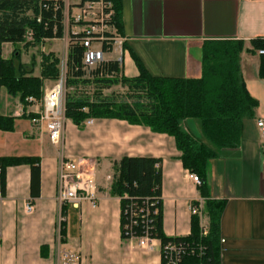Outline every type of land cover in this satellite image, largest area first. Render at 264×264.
Returning <instances> with one entry per match:
<instances>
[{"label": "crops", "instance_id": "crops-1", "mask_svg": "<svg viewBox=\"0 0 264 264\" xmlns=\"http://www.w3.org/2000/svg\"><path fill=\"white\" fill-rule=\"evenodd\" d=\"M62 1L64 37L54 40H62L64 50L65 39L73 35L70 14L77 12L82 0ZM120 3L119 34L127 39L121 74L128 78L138 77L139 61L154 76L200 79L207 42L246 43L240 68L247 91L258 103L256 115L244 121L239 146L209 162L206 186L208 198L224 204L220 219L221 264H264V157L257 128V120L264 118V56L253 52L250 44L252 40L264 39V0ZM49 41L53 40L45 43ZM6 46L13 48L8 56ZM15 47L10 43L3 45L4 60L19 55ZM44 55L47 54L43 49L39 75L34 63L21 64L34 77H40ZM106 57L108 61L117 59L116 54ZM54 83L44 82L42 96ZM27 110L18 96H11L0 86V116L14 120L13 131L0 130V158L40 160V182L35 187L30 167H10L6 171V192L0 201V264H56L59 151L45 131L33 126ZM185 127L199 135L195 122L188 121ZM65 138L66 156L97 163L98 205L92 208L83 203L79 208H65L62 245L77 252L80 264H162L161 244L145 250L136 240L122 238V203L111 195L107 176L114 174L113 163L124 157L161 160L164 234L168 238L189 236L190 207L202 201L204 209V199L200 188L187 177L189 171L183 166L174 138L114 119H93L83 128L68 120ZM28 203L35 208L32 214L26 211ZM203 223L209 224L205 213Z\"/></svg>", "mask_w": 264, "mask_h": 264}, {"label": "trees", "instance_id": "trees-1", "mask_svg": "<svg viewBox=\"0 0 264 264\" xmlns=\"http://www.w3.org/2000/svg\"><path fill=\"white\" fill-rule=\"evenodd\" d=\"M88 0H82L86 2ZM116 10L115 23L121 30V3L112 0ZM31 32L32 39L27 40ZM64 37V4L62 0H0V86L11 96L25 103L29 97H42L45 81H56L60 75L59 59L52 53L43 56L40 77H34L20 62V54L4 60L3 45L25 44V47ZM68 51L66 116L79 128L90 119H114L131 125L145 126L154 133L174 138L184 168L202 181L200 194L203 212L208 218V235L202 237L198 214H192L191 234L184 238H168L163 231L161 160L124 157L113 163L111 195L122 203V238L130 216L126 209L147 208L149 216L133 231L149 234L161 246L168 244L201 245L204 256L186 255L180 264H221L220 219L224 204L210 200L207 194L208 164L226 150L239 146L244 121L253 119L258 103L246 89L240 58L244 41H211L203 47L200 79L159 77L150 74L138 61L139 75L128 78L121 74L117 61H107L89 76L83 71L84 47L79 37L71 35ZM252 51L264 49V39L250 42ZM16 54V53H15ZM114 87L126 89L125 95L104 94ZM89 88L93 91L89 94ZM188 121L199 127L196 136L186 127ZM0 130L13 131V118L0 116ZM28 166L32 171V187L40 182V160L35 157L0 158V186L6 192V171L10 167ZM199 203H194L198 206ZM63 207V214L65 212ZM138 208V209H139ZM64 223L61 235L63 236ZM163 264V262H162Z\"/></svg>", "mask_w": 264, "mask_h": 264}, {"label": "built area", "instance_id": "built-area-1", "mask_svg": "<svg viewBox=\"0 0 264 264\" xmlns=\"http://www.w3.org/2000/svg\"><path fill=\"white\" fill-rule=\"evenodd\" d=\"M116 10L112 0H88L79 4L77 12L70 14V23L73 26L72 34L79 37L80 44L84 47L83 71L88 75L96 70L101 64L107 62V55L116 54V61L121 65L124 46L127 39L119 34L116 23ZM32 39L31 32L27 35V40ZM70 39H65V46L60 64V75L51 88L44 91L41 98L29 97L25 103L28 107L26 111L33 126L40 131H45L50 142L59 151V169L56 201L59 209L58 242L56 245V264H80V259L76 251L67 249L61 242L62 224L65 222L63 207L73 206L79 208L83 203H89L92 208L98 205V169L97 163L89 159H72L66 156V101L68 94L67 74H68V51ZM260 56H264V49L258 51ZM87 75V74H86ZM93 123V119L86 122L87 125ZM257 128L261 136V152L264 157V118L257 120ZM1 172V167H0ZM188 179L196 186L202 185L201 179L193 173H188ZM113 177L107 176V181L112 182ZM3 199L0 186V201ZM139 208V207H138ZM129 207L126 209V216H130L129 224L126 225V235L128 240H136L138 246L145 250H152L160 242L152 238L149 234L148 226L141 236H137L133 231L138 223H144L149 216L146 208ZM192 214H198L201 222L202 237L208 235V225L203 223L204 212L202 201L198 206L190 207ZM28 214H32L35 208L32 203L26 205ZM205 248L201 245L190 246L187 244H168L161 246V258L163 264H180L186 255L198 254L204 256Z\"/></svg>", "mask_w": 264, "mask_h": 264}, {"label": "rangeland", "instance_id": "rangeland-1", "mask_svg": "<svg viewBox=\"0 0 264 264\" xmlns=\"http://www.w3.org/2000/svg\"><path fill=\"white\" fill-rule=\"evenodd\" d=\"M71 25V23H70ZM65 45V44H64ZM17 52L20 54V62L21 61H25L28 63H34V69H35V73L36 75L40 74V57L42 55V50L44 49L46 54L49 53H53L58 59L62 57V53H63V41L62 40H53V41H49L46 43H42V44H38L35 46H30L28 49H26L24 47L23 44H16ZM12 46H6L5 47V54L8 56V54L10 53V51L12 50ZM87 76L88 72L86 73ZM51 85V84H50ZM89 94L92 93V89L89 88ZM68 92H70V90L68 89ZM126 89L122 88V87H114L110 90H106L104 91V94H117V95H125L126 94ZM68 95V94H67ZM71 210V207L69 208Z\"/></svg>", "mask_w": 264, "mask_h": 264}]
</instances>
